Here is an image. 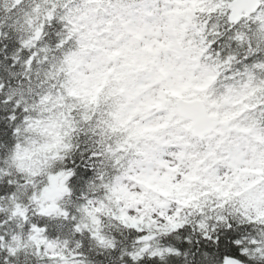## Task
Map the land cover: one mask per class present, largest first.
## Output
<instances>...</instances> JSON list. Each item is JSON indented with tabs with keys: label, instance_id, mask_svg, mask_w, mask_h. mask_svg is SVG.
Listing matches in <instances>:
<instances>
[{
	"label": "snow or ice",
	"instance_id": "6c2138e0",
	"mask_svg": "<svg viewBox=\"0 0 264 264\" xmlns=\"http://www.w3.org/2000/svg\"><path fill=\"white\" fill-rule=\"evenodd\" d=\"M0 264H264V0H0Z\"/></svg>",
	"mask_w": 264,
	"mask_h": 264
}]
</instances>
